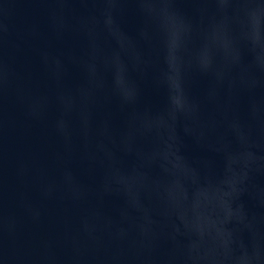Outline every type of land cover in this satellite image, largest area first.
Masks as SVG:
<instances>
[{"label": "water", "instance_id": "obj_1", "mask_svg": "<svg viewBox=\"0 0 264 264\" xmlns=\"http://www.w3.org/2000/svg\"><path fill=\"white\" fill-rule=\"evenodd\" d=\"M0 264H264V0H0Z\"/></svg>", "mask_w": 264, "mask_h": 264}]
</instances>
